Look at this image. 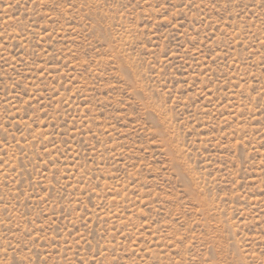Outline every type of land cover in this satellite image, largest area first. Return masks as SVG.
<instances>
[{
	"label": "rangeland",
	"instance_id": "374dc122",
	"mask_svg": "<svg viewBox=\"0 0 264 264\" xmlns=\"http://www.w3.org/2000/svg\"><path fill=\"white\" fill-rule=\"evenodd\" d=\"M0 264H264V0H0Z\"/></svg>",
	"mask_w": 264,
	"mask_h": 264
}]
</instances>
